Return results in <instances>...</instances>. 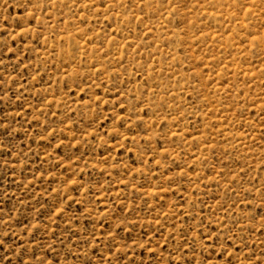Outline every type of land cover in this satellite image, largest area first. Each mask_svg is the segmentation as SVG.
<instances>
[{"label": "rangeland", "instance_id": "obj_1", "mask_svg": "<svg viewBox=\"0 0 264 264\" xmlns=\"http://www.w3.org/2000/svg\"><path fill=\"white\" fill-rule=\"evenodd\" d=\"M0 264H264V0H0Z\"/></svg>", "mask_w": 264, "mask_h": 264}]
</instances>
